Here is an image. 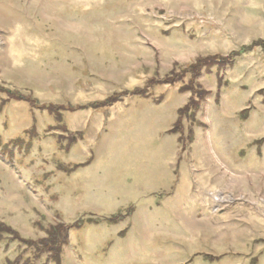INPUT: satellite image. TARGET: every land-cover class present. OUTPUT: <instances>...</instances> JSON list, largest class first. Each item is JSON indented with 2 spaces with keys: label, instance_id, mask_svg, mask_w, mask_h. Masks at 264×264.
<instances>
[{
  "label": "rangeland",
  "instance_id": "rangeland-1",
  "mask_svg": "<svg viewBox=\"0 0 264 264\" xmlns=\"http://www.w3.org/2000/svg\"><path fill=\"white\" fill-rule=\"evenodd\" d=\"M258 40L264 0H0L6 88L77 109L151 83L146 98L65 112V129L10 100L0 222L33 241L71 227L62 264H264V50L193 87L183 74ZM18 254L3 243L0 264Z\"/></svg>",
  "mask_w": 264,
  "mask_h": 264
},
{
  "label": "trees",
  "instance_id": "trees-1",
  "mask_svg": "<svg viewBox=\"0 0 264 264\" xmlns=\"http://www.w3.org/2000/svg\"><path fill=\"white\" fill-rule=\"evenodd\" d=\"M259 48L264 50V40L255 41L250 46L242 48L240 52L232 53L228 57H222L217 55L207 58H200L195 64H192L185 70H183V74H190L192 76L190 85L193 87L196 84L195 81L198 80L203 70L208 69L209 67L211 68L213 66H220L225 68L231 67L235 63L236 59L241 56L242 53H252V51H255ZM181 79L180 76H176L174 74L159 82V84L176 85L177 83H180L182 81ZM150 84H147V86H145L143 89L139 88L131 92L118 93L105 99L102 102H96L85 106H80L77 109L72 106L42 105L38 103L36 99L25 97L22 94L14 92L6 88L4 85L0 84V97H7V100L2 99L1 101L0 116L2 115L5 106L9 103L10 100H23L24 102H28L32 106V108L39 111H45L50 116H53L54 120L58 123V125L65 129L66 126L63 125V115L65 112H74L86 109H109L118 103H122L124 99L129 96H139L146 98L148 96ZM192 87L190 88L193 91L192 95H196L197 100L206 99V92L202 90L203 94H201V91L200 93L196 92ZM183 91L185 92V90L182 89L181 92ZM194 96H192V99L187 105V107H184L179 111L180 118L182 117V114L184 112H188L190 109H194L196 111L198 110L199 103L194 99ZM180 126L181 121L176 123L175 128L172 130V133L176 134ZM65 131L67 132L68 130L66 129ZM75 139V135H73L70 142L76 141ZM80 166L82 165H78L76 166V168H79ZM70 229L71 227L66 226L65 224H57L45 231L46 237L44 239L33 241L31 239H23L14 228L4 223L2 224V222H0V246L3 245V243L5 245L17 243L19 248V254L17 255V257L14 260H8L7 264H62L63 250L69 243ZM22 248H24L23 251H20Z\"/></svg>",
  "mask_w": 264,
  "mask_h": 264
}]
</instances>
